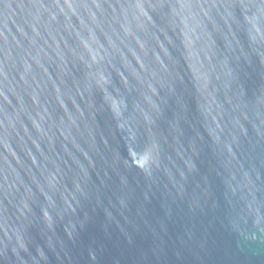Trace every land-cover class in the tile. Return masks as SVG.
I'll return each mask as SVG.
<instances>
[{
    "label": "water",
    "instance_id": "1",
    "mask_svg": "<svg viewBox=\"0 0 264 264\" xmlns=\"http://www.w3.org/2000/svg\"><path fill=\"white\" fill-rule=\"evenodd\" d=\"M0 264H264V0H0Z\"/></svg>",
    "mask_w": 264,
    "mask_h": 264
}]
</instances>
